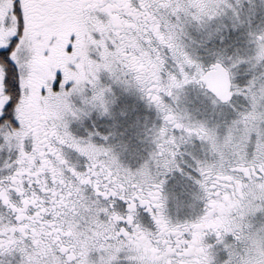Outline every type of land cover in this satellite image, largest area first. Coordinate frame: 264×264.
<instances>
[{
	"label": "flooded vegetation",
	"instance_id": "1",
	"mask_svg": "<svg viewBox=\"0 0 264 264\" xmlns=\"http://www.w3.org/2000/svg\"><path fill=\"white\" fill-rule=\"evenodd\" d=\"M13 2L0 0V43H6L16 30L15 17L11 23L5 22ZM30 3L34 9L32 21H37L30 34L39 36L35 28L45 21L43 37L51 42L53 35L58 41V70L64 78L59 91H55L52 83L57 69L46 74L42 65L31 68V63L23 62L21 71H27L25 81L31 93L17 108L22 126L5 133L4 125H0V137L4 138L0 141V264L38 259L53 264H83L90 253L91 238L100 249L116 252L123 248L146 264H264V217L252 220L255 230L245 221L253 201L264 191V122H259L252 134L241 127L235 135L237 123L233 120H238L244 103L227 112L216 105L198 103L197 97L190 95L195 84L202 86L196 81L183 89L172 87L179 100L168 95L173 77L183 80L187 72L190 79H200L197 72L192 75L196 65L189 62L191 51L206 72L217 61L223 64L231 76L232 95L237 94L238 87L233 67L245 70L249 59L256 58V68H264V56L260 55L264 48V0L251 4L239 0L243 5L239 16L230 7L237 0ZM80 23L105 44L114 58L113 73L119 77L118 83H127L125 92L140 101L135 104L142 110L131 113V119H124L121 128L113 125L118 121L100 110V114L89 111L85 127L73 117L68 122L59 110L61 100L70 101L69 108H74V96L92 91L90 81L79 78V73L87 70L75 65L81 58L77 54L81 31L75 25ZM31 29L26 27L25 33ZM183 40H208L211 54H221L217 59H204L205 55H197ZM51 44L45 47V56L53 49ZM5 68L9 77L0 55V107L7 100L3 91ZM178 68L184 71L179 73ZM103 71H95L100 72L101 81ZM10 81L13 85L17 82ZM69 81L71 87H66ZM42 88L47 89L46 94ZM10 90L16 94L15 86ZM150 93L159 98V107ZM119 97H108L115 101L113 109L120 111L127 103L130 107ZM169 114L185 127L165 120ZM196 122H204L210 130L205 138L204 134L189 132V126L195 127ZM101 128L119 130L123 135L109 141L88 135ZM96 139L102 148L98 153L85 149L89 140ZM161 144L170 149L169 159L172 152L176 153L175 161L186 172L198 180L206 176V187L178 171L167 172L164 161L152 155H165ZM105 148L111 151H103ZM112 155L116 163H110ZM208 166L209 171L197 170ZM117 168L123 176L134 173L136 179L130 184L118 182L113 179ZM165 174L164 208L161 210L154 201L143 203L136 194L137 180L155 177L159 181ZM193 191L198 197L195 207L177 209L176 197L187 203L193 199L189 195ZM143 199L151 201L148 196ZM131 204L135 207L130 208Z\"/></svg>",
	"mask_w": 264,
	"mask_h": 264
},
{
	"label": "rangeland",
	"instance_id": "2",
	"mask_svg": "<svg viewBox=\"0 0 264 264\" xmlns=\"http://www.w3.org/2000/svg\"><path fill=\"white\" fill-rule=\"evenodd\" d=\"M24 13L27 16V28H32L29 33L28 30L25 33V40L21 46L22 51L18 50V59L21 60V63L24 62V57H29L26 64L29 65L31 63V68L36 67L37 65H42L46 74L53 73L54 69H60L58 61L61 60L59 55L56 53L59 50H56L55 46L58 44V41L52 35V46L53 49L46 54L49 55V58L46 57L43 53L46 46H49L51 42L49 40H44L43 34L45 29L47 28L45 21L42 20L40 26L35 28V32L38 33L39 36H32L30 33L34 32V25L31 15L33 14L32 10L33 6L30 3V0H23ZM5 5V4H4ZM32 6V7H31ZM178 6V5H177ZM30 16V17H29ZM31 21V22H29ZM79 26L81 31L79 40V48L77 54L81 56L79 60L75 63V65L79 68V70H87V73L80 72L79 78H86L90 81L92 86V91L88 94L87 92H83L80 96H74L75 99V107L69 108L70 101L60 102L59 110L66 117V120L69 122L74 119V121H81L83 123L82 127H85V122L87 121L86 113L89 115V111L92 113H99V108L97 105L100 102L101 95L103 93L104 97L108 99L111 96L119 95V101H125L130 103V107L128 103L121 107L120 111L114 110V116L109 118L111 120L118 121L119 124H113L116 127H122L124 119H131V113L140 112L142 107H138L135 102H140L139 100L133 98L129 93H126L125 90L128 87L127 83H118V76H115L113 73V57L111 56L108 48L104 43L99 42L98 38L93 36L90 32L85 30L83 24H75ZM72 32V30H71ZM73 33V32H72ZM54 34L58 35L57 31H54ZM37 41V42H36ZM190 50H196L197 55H205L203 58L207 60H211L212 58L217 59V57L221 53L211 54L210 47L207 41H190L183 40ZM194 44H198L195 45ZM50 45V46H51ZM63 47H65L63 45ZM199 51H198V50ZM189 51V50H188ZM65 54V50L63 52ZM190 59L193 51L188 52ZM109 54V55H108ZM113 58V59H112ZM64 59L70 63V59L64 55ZM64 60V61H65ZM29 62V63H28ZM179 63V62H178ZM183 61H180V64ZM187 63V61H185ZM258 63V59L251 58L248 61L247 66L244 69H237L233 67V75L236 80L237 87V95H244V99L238 100L236 104L243 102V108L239 115L238 120H233L234 123H237L236 130H234V134L238 135V130L243 127L247 129L252 134L257 129V124L259 122H264V82L261 81L262 75H264V68H256V64ZM96 69V70H95ZM196 69V68H195ZM97 70H104V78L102 81L100 80V72L95 73ZM178 72L180 73L184 71L183 68H178ZM242 70V71H241ZM196 70L193 71L192 75L196 74ZM95 73V74H94ZM90 74V75H89ZM173 79V78H172ZM86 82V81H85ZM255 85V87H253ZM193 91L190 95L197 97L199 100L198 103H203L206 106L213 105L211 103L212 97L210 94L200 85L195 84V88H192ZM62 98V96L59 95ZM115 106L112 105V108ZM130 109L134 112H130ZM125 111L127 115H121V111ZM202 109L201 111H208ZM71 112V113H70ZM195 112V111H193ZM100 114V113H99ZM87 115V116H88ZM93 118H100V115H91ZM71 117H73L71 119ZM208 118V116H206ZM92 137L91 134H88ZM85 149L90 152L98 153L102 148L100 146V141L89 140L85 144ZM261 197L255 198L251 207H250V216L245 219L246 224L251 225L254 228L253 219L260 218V215L264 217V191L260 192ZM88 218H93L92 216H88ZM84 223H88V220L85 219ZM254 235V234H253ZM262 238H264V230L262 233ZM89 250L90 253L86 257L83 264H146L142 261L136 260L135 257L130 254L127 250L121 248V250H117L116 252H111L107 249H100L98 245L91 238L89 242ZM21 264H53L47 260H31L24 261Z\"/></svg>",
	"mask_w": 264,
	"mask_h": 264
},
{
	"label": "snow or ice",
	"instance_id": "3",
	"mask_svg": "<svg viewBox=\"0 0 264 264\" xmlns=\"http://www.w3.org/2000/svg\"><path fill=\"white\" fill-rule=\"evenodd\" d=\"M253 0H249V3L251 4ZM230 7L233 9L235 14L239 16L240 13V8L243 7L242 4L239 3V0H237L236 4L230 5ZM12 17H15L16 20V30L7 37V42L6 43H0V55L3 56L4 60L10 61L12 65L15 66L17 70V82L13 85V83L9 80L8 74H7V68L4 69V88L3 91L7 94V100L4 102L3 106L0 107V125H4V131L5 133L11 132L13 128H19L22 126V121L21 118L17 115V108L22 104V102L25 100V97L27 95H30L31 89L26 86V81H25V76L27 75V71H21L22 69V63L21 60L18 59V50L22 51L21 45L24 42L25 38V30L27 27V22L25 18V13H24V7L23 4L20 3V0H14L12 8L9 11V15L6 18V23H11ZM211 38V34H210ZM69 51H71L72 46L69 45ZM260 55L264 56V48L261 49ZM29 57H24V63L27 62ZM190 63L196 65V71L199 74L200 79L197 80L196 76H192L191 79L189 78V73L185 72L184 73V79H176L173 77V84L169 86L168 88V95L172 96L174 100H179V94L176 93L175 95L172 92V87L178 88V89H183L185 85L191 83L192 81H196L197 83H201L202 86L205 81H208V73H206V70L202 69L199 65V63L196 60H190ZM221 64L219 61L216 63L210 65V68L212 70H215L217 68H220ZM64 78V74L62 71L57 70L56 75H55V80L52 83V88L55 91H59L61 87V82ZM261 81L264 82V75L261 77ZM71 81L68 82L66 87H71ZM15 86L17 91L16 94L13 95L11 92V87ZM255 87V85H253ZM209 90L212 93V101L211 103L213 105H216L220 107L224 112H227L228 110L234 109L237 104L236 102L238 100L244 99V95H237L233 94L232 96L224 95L221 93H217L214 90H211L210 84L208 85ZM42 93H47L46 88L41 89ZM151 96L152 100L157 101V106L159 107V98L155 95H152L151 93L149 94ZM115 103V101H109L107 98L104 97L103 93L101 95V99L97 107L99 108L100 112L108 116L109 118H112L114 116V110L112 108V104ZM121 115H127L125 111H121ZM86 116L88 115L87 113L85 114ZM165 120H173V122L176 124L177 127H185V125L180 124L179 122L176 121L175 117L172 115H165L164 117ZM138 123V121H137ZM162 132L164 131L163 129L161 130ZM189 132H197L202 135V138H205V135L210 132L209 129L206 128V125L204 122H196L195 127L189 126ZM117 135H123V132L119 130H111L109 129L108 131H105V129L101 128L97 132L92 133L93 137L99 136L102 137L105 141L111 140L113 137ZM4 138L0 137V141H2ZM173 143L175 142L174 139L172 141ZM119 143V141L117 142ZM161 152L165 153L163 157H160L158 153L153 152L152 155L154 158L162 159L164 161V167L166 168L167 172H180L182 175H187L190 180H193L194 183H199L203 187H206L205 181L207 180V177L205 176L203 180H198L196 177L193 175L191 172H186V170L180 166L179 162L175 161V156L176 153L172 152L171 153V159H169L167 152L170 151V149H165L164 144L159 145ZM179 145H177V148ZM105 152L111 151L110 148H105L103 149ZM195 159V157H194ZM110 163H116V157L115 155H112L110 157ZM200 161H197V164H200ZM169 165H174V166H169ZM201 173L205 171L210 170V166L208 167H199L197 169ZM128 175H131L132 177H135L134 173H129ZM126 175V176H128ZM126 176H122L119 168H117L116 171V176L113 177V179H117V181H123L124 183H129L128 181L125 180ZM13 179H15L13 177ZM167 183V176L165 174L164 179H160L159 181H156L155 177L151 178H141L137 180V193L142 197V202L143 203H150L152 201L156 202L158 207L161 208V210L164 208L166 201H167V196L164 193V185ZM190 196L193 197L192 200H189L187 203L184 200H181L179 196L176 197V206L177 209L184 208V207H195L196 200L198 197L196 196V193L193 191L189 193ZM148 196L151 197V201L149 200H144L143 197ZM130 208L135 207L134 204L129 205ZM131 218V217H130ZM157 219H159V216H157Z\"/></svg>",
	"mask_w": 264,
	"mask_h": 264
},
{
	"label": "water",
	"instance_id": "4",
	"mask_svg": "<svg viewBox=\"0 0 264 264\" xmlns=\"http://www.w3.org/2000/svg\"><path fill=\"white\" fill-rule=\"evenodd\" d=\"M206 73H208V81H205L204 83L206 84L208 90V85L210 84L211 90L224 95L232 96L231 76L223 64H221L220 68L215 70L210 69Z\"/></svg>",
	"mask_w": 264,
	"mask_h": 264
},
{
	"label": "trees",
	"instance_id": "5",
	"mask_svg": "<svg viewBox=\"0 0 264 264\" xmlns=\"http://www.w3.org/2000/svg\"><path fill=\"white\" fill-rule=\"evenodd\" d=\"M5 63L9 69V79L12 81L17 80V74H16L17 70H16L15 66L12 65V63L10 61L5 60Z\"/></svg>",
	"mask_w": 264,
	"mask_h": 264
},
{
	"label": "clouds",
	"instance_id": "6",
	"mask_svg": "<svg viewBox=\"0 0 264 264\" xmlns=\"http://www.w3.org/2000/svg\"><path fill=\"white\" fill-rule=\"evenodd\" d=\"M121 175L123 176L122 173H121ZM135 179H136V177H132L131 175H128V176L125 177V180L128 181V182H130V183H131L133 180H135Z\"/></svg>",
	"mask_w": 264,
	"mask_h": 264
}]
</instances>
